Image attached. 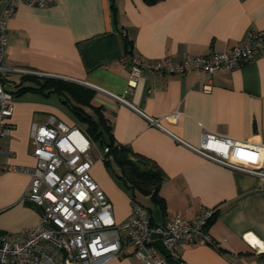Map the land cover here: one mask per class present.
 I'll use <instances>...</instances> for the list:
<instances>
[{
    "label": "crops",
    "instance_id": "1",
    "mask_svg": "<svg viewBox=\"0 0 264 264\" xmlns=\"http://www.w3.org/2000/svg\"><path fill=\"white\" fill-rule=\"evenodd\" d=\"M252 30L264 32V0H53L42 8L20 4L6 22L8 46L1 63L8 69L5 76L15 75L16 83L33 76L71 83L79 93L83 88L93 92L90 105L98 113L82 109L95 120L104 119L105 141L130 149L162 175L158 203L140 190L133 192L153 223L191 219L203 209L216 211L208 226L212 245H185V264H264V178L193 150L200 147L204 130L264 146V55L210 78L197 71L157 78L146 70L125 95L129 68L120 61L134 55L150 63L166 58L179 62L222 52L241 45ZM125 42L131 49L126 50ZM94 87L122 96L159 120L163 129ZM63 101L55 93L14 98L11 132L0 138V233L39 222V210L24 200L30 176L21 170L36 166L31 125L54 117L89 138L86 126ZM175 111L180 113L177 121L164 119ZM89 140L90 175L110 202L115 223L123 224L132 212V193L119 178L118 165L109 157L111 171L99 159L103 147ZM93 143L99 146L95 151ZM245 151L232 157L246 167L257 166L259 154L253 148ZM132 252V247H123L104 264H139Z\"/></svg>",
    "mask_w": 264,
    "mask_h": 264
},
{
    "label": "built area",
    "instance_id": "2",
    "mask_svg": "<svg viewBox=\"0 0 264 264\" xmlns=\"http://www.w3.org/2000/svg\"><path fill=\"white\" fill-rule=\"evenodd\" d=\"M53 0H3L0 13V138L10 134L14 96L7 91L3 76L8 72L1 61L6 53L7 19L17 5L42 8ZM264 55V32L250 31L245 41L231 49L204 56H186L179 62L166 58L150 63L129 55L121 62L128 65L127 94L144 71L157 78L184 75L197 71L210 78L218 71H234L257 56ZM119 103L128 105L150 125L163 129L159 120L152 119L128 104L122 96L94 87ZM210 86L206 85L205 89ZM175 111L164 117L177 121ZM30 143L36 166L21 169L30 176L24 200L39 210V222L12 233H0V264H104L116 258L123 247L130 246L139 264H185L182 248L204 243L212 245L208 222L214 210L203 209L191 219L165 218L161 224L151 220L145 208L131 200L132 212L120 225L114 221L112 206L104 192L90 175L91 142L78 128H70L49 117L47 123H33ZM252 147L260 156L257 166L246 167L236 162L233 153ZM257 149V150H256ZM193 150L222 166L264 178V146L261 142L243 144L234 138L215 135L204 130L199 148ZM245 151V152H246ZM108 152L103 149L104 154ZM3 154L0 149V156ZM159 236L153 238V236ZM158 239L168 255L154 244Z\"/></svg>",
    "mask_w": 264,
    "mask_h": 264
},
{
    "label": "trees",
    "instance_id": "3",
    "mask_svg": "<svg viewBox=\"0 0 264 264\" xmlns=\"http://www.w3.org/2000/svg\"><path fill=\"white\" fill-rule=\"evenodd\" d=\"M156 1L158 0H144L147 4H153ZM125 47L126 50L131 49V44L125 42ZM130 53L131 51H128V54ZM6 82L7 79L3 78V83L5 87L7 86V91L12 93L14 98L28 92L40 93L46 96L55 93L63 96L65 98V101H63L64 104H66L78 120L86 126V132L89 138L98 142L103 149H108L102 161L107 167H110L108 158L111 157L113 162L118 165L120 169L119 178L127 190L132 193L130 199L136 201L133 192L134 190H140L148 194L153 202L158 203L162 200L158 195V189L162 181V175L159 171L145 161L135 157L130 149L124 146L114 145L112 141L106 142L103 133L105 131L108 132V129L105 127L106 124L104 119L98 116L97 120H95L90 114L83 111L82 106L92 108L94 113H98L97 109L90 105V100L93 96L92 91L83 88L81 93H79L71 83L33 76H24L18 83L12 82L14 87L12 89L8 88ZM216 215L217 213L214 211L212 218L208 222V226L213 222Z\"/></svg>",
    "mask_w": 264,
    "mask_h": 264
},
{
    "label": "rangeland",
    "instance_id": "4",
    "mask_svg": "<svg viewBox=\"0 0 264 264\" xmlns=\"http://www.w3.org/2000/svg\"><path fill=\"white\" fill-rule=\"evenodd\" d=\"M3 78H6V79H7L6 84L8 85V88H9V89L14 88L12 82H13V80H17L15 75H13V74L10 73V74H6V76L4 75ZM75 124H76V123H75ZM76 126L82 129V127L79 126L78 124H76ZM70 128H72V127H70ZM97 147H99V146H98V145H95L94 143L92 144V150H93V151H95V149H97ZM249 148H252V147H247V149H249ZM256 150H257V149H256ZM114 167H115V166H112L113 170H114ZM110 170L112 171L111 167H110ZM128 202H129V204H130L129 198H128Z\"/></svg>",
    "mask_w": 264,
    "mask_h": 264
},
{
    "label": "water",
    "instance_id": "5",
    "mask_svg": "<svg viewBox=\"0 0 264 264\" xmlns=\"http://www.w3.org/2000/svg\"><path fill=\"white\" fill-rule=\"evenodd\" d=\"M159 236H153V238H158ZM154 244H155V246L165 255V256H167L168 255V253H167V251L165 250V248L163 247V244H162V242L160 241V240H158V239H156L155 241H154Z\"/></svg>",
    "mask_w": 264,
    "mask_h": 264
},
{
    "label": "bare ground",
    "instance_id": "6",
    "mask_svg": "<svg viewBox=\"0 0 264 264\" xmlns=\"http://www.w3.org/2000/svg\"><path fill=\"white\" fill-rule=\"evenodd\" d=\"M251 242H253V241H251Z\"/></svg>",
    "mask_w": 264,
    "mask_h": 264
}]
</instances>
